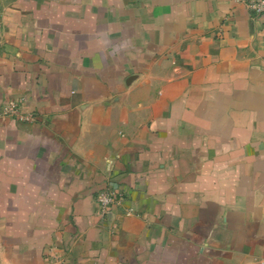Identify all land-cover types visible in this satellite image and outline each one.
Listing matches in <instances>:
<instances>
[{
	"label": "crops",
	"instance_id": "0c3cea01",
	"mask_svg": "<svg viewBox=\"0 0 264 264\" xmlns=\"http://www.w3.org/2000/svg\"><path fill=\"white\" fill-rule=\"evenodd\" d=\"M9 100L27 117L0 118L10 264H264V12L0 0Z\"/></svg>",
	"mask_w": 264,
	"mask_h": 264
},
{
	"label": "built area",
	"instance_id": "2783aa9c",
	"mask_svg": "<svg viewBox=\"0 0 264 264\" xmlns=\"http://www.w3.org/2000/svg\"><path fill=\"white\" fill-rule=\"evenodd\" d=\"M241 3L252 15H260L264 12V0H234ZM4 116L16 117L19 120H26L27 117L17 112V104L13 100H9L0 108V118ZM120 199L119 193L111 186H105L97 190L94 194V202L96 204V212L98 216L104 217L112 205L118 203Z\"/></svg>",
	"mask_w": 264,
	"mask_h": 264
},
{
	"label": "rangeland",
	"instance_id": "374dc122",
	"mask_svg": "<svg viewBox=\"0 0 264 264\" xmlns=\"http://www.w3.org/2000/svg\"><path fill=\"white\" fill-rule=\"evenodd\" d=\"M8 206H0V210H1V213L2 211L4 210L5 212H7V209ZM0 231L1 233H6L5 235H3V237L1 238V240L3 242H9V240H11V238L8 237L7 235V231L4 227V223L0 221ZM6 257H3L2 255H0V264H10L9 263V259H8V255H5Z\"/></svg>",
	"mask_w": 264,
	"mask_h": 264
}]
</instances>
